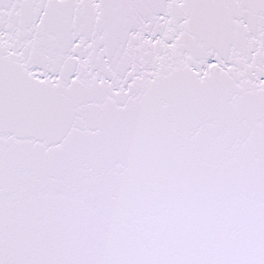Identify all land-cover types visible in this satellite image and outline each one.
<instances>
[{"label": "snow or ice", "instance_id": "obj_1", "mask_svg": "<svg viewBox=\"0 0 264 264\" xmlns=\"http://www.w3.org/2000/svg\"><path fill=\"white\" fill-rule=\"evenodd\" d=\"M0 264H264V0H0Z\"/></svg>", "mask_w": 264, "mask_h": 264}]
</instances>
